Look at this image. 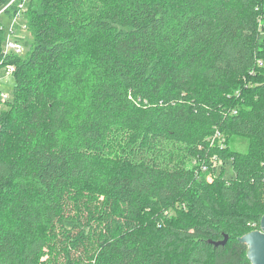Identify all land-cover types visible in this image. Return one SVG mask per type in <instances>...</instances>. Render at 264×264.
Returning a JSON list of instances; mask_svg holds the SVG:
<instances>
[{"label":"trees","instance_id":"1","mask_svg":"<svg viewBox=\"0 0 264 264\" xmlns=\"http://www.w3.org/2000/svg\"><path fill=\"white\" fill-rule=\"evenodd\" d=\"M26 16V57L4 56L0 31L15 67L0 264H252L264 0H31ZM231 136L251 148L230 151Z\"/></svg>","mask_w":264,"mask_h":264},{"label":"rangeland","instance_id":"2","mask_svg":"<svg viewBox=\"0 0 264 264\" xmlns=\"http://www.w3.org/2000/svg\"><path fill=\"white\" fill-rule=\"evenodd\" d=\"M0 21L3 23H9L10 18L7 14H4L1 18ZM26 23L28 24V17L26 16V18H22L18 20V25L19 28L17 29V35H19L17 38L18 40H20L23 44L28 42L27 47L24 48L23 52L20 54L23 57H26L30 51L31 48V44L33 41V35L31 34L30 31H28V27L26 25ZM26 25V29L24 30V26ZM9 27V25H8ZM2 31V30H1ZM3 32V31H2ZM5 34V32H4ZM1 63V61H0ZM0 76L2 77L1 79V83H2V89L1 91L5 94H7L10 99H13V96L15 94V81H14V77L11 75H7V71H6V66H0ZM250 98V103L248 101V104H254L256 105V102H259V98L257 97V99H252ZM10 100V101H11ZM256 101V102H255ZM247 106V105H246ZM8 103L3 107V111L8 110ZM215 140H218L220 143H223L222 146L224 145L223 142V136L222 135H216L214 137ZM214 141V140H211ZM252 146V142L250 139L242 137V136H231L228 142V149L230 151H236V152H242V151H248ZM194 160H192L191 162V166L194 167V165H196V163H193ZM193 163V164H192ZM220 173V172H219ZM219 173L217 175H219ZM234 173L232 172L231 167H228L224 173V178H230ZM209 180H212V175H209L207 177Z\"/></svg>","mask_w":264,"mask_h":264},{"label":"built area","instance_id":"3","mask_svg":"<svg viewBox=\"0 0 264 264\" xmlns=\"http://www.w3.org/2000/svg\"><path fill=\"white\" fill-rule=\"evenodd\" d=\"M30 1L31 0H11L9 4L6 5V7H4L0 11V18H1L4 14H7L6 11L8 9H12V7H15V10L11 14V16H9L10 18L9 23H3L0 21V31L2 30L3 32H5L4 43H3L4 56L10 54L20 55L25 48L23 43L17 38L19 36L17 35V29L19 28L18 20L22 18L23 19L26 18V10ZM26 25L23 27L24 30L26 29ZM2 63L3 61H1L0 66H2ZM6 71H7V75L13 76L15 72V67L13 65H7ZM1 79L2 77L0 76V114L4 110L3 107L11 100L7 94L1 91L2 89Z\"/></svg>","mask_w":264,"mask_h":264},{"label":"water","instance_id":"4","mask_svg":"<svg viewBox=\"0 0 264 264\" xmlns=\"http://www.w3.org/2000/svg\"><path fill=\"white\" fill-rule=\"evenodd\" d=\"M228 236L215 243V246L227 244ZM248 246V258L252 264H264V216L261 219L260 230L251 232L240 239Z\"/></svg>","mask_w":264,"mask_h":264}]
</instances>
